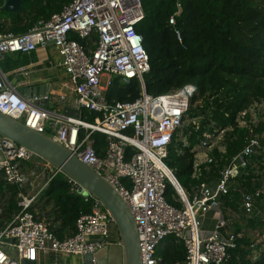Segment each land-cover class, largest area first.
Segmentation results:
<instances>
[{"label":"built area","instance_id":"1","mask_svg":"<svg viewBox=\"0 0 264 264\" xmlns=\"http://www.w3.org/2000/svg\"><path fill=\"white\" fill-rule=\"evenodd\" d=\"M176 7L169 25L175 24L174 17L180 12V5ZM143 18L141 0H71L59 13L37 21L26 33L0 32L1 56L29 54L52 42L68 77L69 93L53 96L47 90L26 96L9 85L0 68V113L49 136L117 191L136 224L141 264H158L156 250L171 236L184 246L182 264H222L242 238L248 241L250 259L256 261L264 248V132L253 131L264 122V100H253L237 114L235 124L249 130L250 135L229 159L224 156L231 128L202 133L194 148L192 179L198 180L203 171L208 177L188 194L172 178L164 160L179 130L188 124L199 129V119L185 120L197 88L187 84L157 96L145 92L143 75L150 69L149 59L142 37L135 31ZM102 77L108 78L106 88L100 86ZM114 77L123 82L137 80L139 97L109 102L105 92ZM65 106L77 110L78 117L63 115ZM84 111L98 115L90 122L82 118ZM93 133L106 137L102 156L93 148ZM0 157L3 181L19 189V210L0 229V264L35 263L39 255L47 253L93 255L119 246V242L110 241L113 220L109 212L94 196L75 188L68 177L70 191L82 197L88 212L79 213L73 235L57 239L47 223L36 220L29 208L48 182L62 172L47 162L37 165L40 174L34 169L25 172L23 167L34 161L33 153L2 137ZM212 166H219L214 176H210ZM249 172L255 178L248 179ZM37 178L44 181L41 189L25 194L23 189L34 187ZM247 179L258 183L250 191L244 185ZM168 185L174 189L180 207L167 202ZM232 194L237 195L236 203ZM227 197L234 202L233 208L224 207ZM213 209L223 210L224 217L212 231L203 234L199 216ZM235 221L245 223L244 228L236 224V231L232 227Z\"/></svg>","mask_w":264,"mask_h":264},{"label":"trees","instance_id":"2","mask_svg":"<svg viewBox=\"0 0 264 264\" xmlns=\"http://www.w3.org/2000/svg\"><path fill=\"white\" fill-rule=\"evenodd\" d=\"M3 2L0 0V8ZM70 2L23 0L21 11L5 15L10 22L1 24L0 32L13 35L26 33L37 21L49 19ZM141 4L144 18L135 26V31L141 35L149 59L150 69L143 75L145 92L157 96L187 84L197 88L185 120L199 119V129L195 130L188 124L179 130L164 160L182 188L190 184L193 187L208 177L203 171L198 180L192 179L194 148L202 133L213 128H231L224 156L229 159L242 149L250 135L249 130L240 129L235 124L237 114L253 100H264V0H141ZM177 4L180 5V12L174 17L175 24L169 25L170 17L177 11ZM140 92L137 80L123 82L114 77L105 97L109 102L134 101ZM86 112L82 113V118L90 122L98 115ZM262 132L264 122L253 131L255 134ZM91 138L95 152L102 156L106 137L93 133ZM219 166L211 167L210 176L216 175ZM252 178L255 176L249 172L248 179ZM248 179L244 185L250 191L258 183ZM0 183H5L1 175ZM10 187L19 191L15 186ZM38 198L42 205H53L57 215L55 219L61 222V228L69 229V236L75 232L79 213L88 212V205L82 197L70 191V184L63 173L55 175ZM176 198L174 189L168 185L167 202L180 207L175 202ZM231 198L236 203L237 195L232 194ZM223 201L224 207L235 206L229 197ZM29 211L33 214L32 207ZM49 229L57 239H64L58 235L57 229ZM236 231H239L238 227ZM247 245V239H240L236 247L229 250L228 259L222 264H264V248L258 259L252 261ZM155 255L163 264H182L185 249L171 236L161 243Z\"/></svg>","mask_w":264,"mask_h":264},{"label":"crops","instance_id":"3","mask_svg":"<svg viewBox=\"0 0 264 264\" xmlns=\"http://www.w3.org/2000/svg\"><path fill=\"white\" fill-rule=\"evenodd\" d=\"M4 1V0H3ZM4 3V2H3ZM3 6V5H2ZM10 22V19L0 14V25ZM60 57L53 45H47L44 48H38L36 51L29 54L11 53L0 57V68L5 74L9 85L14 87L20 93L26 96H31L36 93L38 87H46L49 93L53 96L68 95V77L64 70L60 67ZM70 97V95H69ZM58 109L62 106L57 107ZM40 161H33L31 166L23 167L25 172L35 170L40 174V168L37 166ZM44 181L37 178L34 187H25V194H31L41 189ZM39 197V196H38ZM36 198L31 205L32 212L36 219L42 220L49 227L58 230V235L61 238L69 236V229L61 228V222L55 219L57 216L54 212V207L51 204H43L39 198ZM18 192L12 189L5 183H0V228L5 227L17 213ZM224 217V211L213 209L199 216L201 220V232L206 234L214 229L218 220ZM236 224L240 228H244L245 223L235 221L232 227L236 228ZM110 241L118 243L119 238L114 225L110 226ZM110 256L109 264H120L121 250L117 245H112L108 248ZM81 264L80 256L69 255L59 256L53 253L39 255L34 264Z\"/></svg>","mask_w":264,"mask_h":264},{"label":"water","instance_id":"4","mask_svg":"<svg viewBox=\"0 0 264 264\" xmlns=\"http://www.w3.org/2000/svg\"><path fill=\"white\" fill-rule=\"evenodd\" d=\"M23 0H4L0 12L13 14L22 10ZM52 45V42L48 43ZM1 57V55H0ZM46 87H38L36 93H46ZM63 115L78 117L79 112L65 106ZM0 137L10 140L32 152L35 161L47 162L59 169L75 183V188L84 190L98 199L109 212L118 234L121 250L120 264H141L139 236L134 218L117 191L92 168L82 163L49 136L37 133L22 123L0 113ZM1 158V157H0ZM172 178L175 180V177ZM110 251L104 248L93 255L80 257L81 264H109ZM23 264H34L24 261ZM158 264H163L161 261Z\"/></svg>","mask_w":264,"mask_h":264},{"label":"rangeland","instance_id":"5","mask_svg":"<svg viewBox=\"0 0 264 264\" xmlns=\"http://www.w3.org/2000/svg\"><path fill=\"white\" fill-rule=\"evenodd\" d=\"M0 14H3V16H5L6 14H8V12H0ZM107 85H108V78H107V77H102V78L100 79V86L103 87V88H106ZM86 113H87V112H86ZM88 113H89V112H88ZM26 165L30 166V163H27ZM28 166H26V167H28ZM184 188H185V187H184ZM191 188H192L191 184H190L187 188H185L188 194L191 193ZM80 257H81V256H80Z\"/></svg>","mask_w":264,"mask_h":264}]
</instances>
